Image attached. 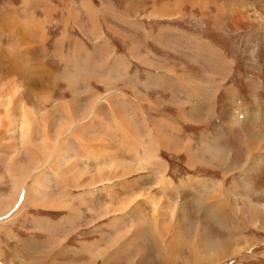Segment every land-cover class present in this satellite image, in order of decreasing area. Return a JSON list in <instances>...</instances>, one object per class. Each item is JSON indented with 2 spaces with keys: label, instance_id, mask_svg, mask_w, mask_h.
I'll list each match as a JSON object with an SVG mask.
<instances>
[{
  "label": "rangeland",
  "instance_id": "obj_1",
  "mask_svg": "<svg viewBox=\"0 0 264 264\" xmlns=\"http://www.w3.org/2000/svg\"><path fill=\"white\" fill-rule=\"evenodd\" d=\"M93 1L123 14L127 0ZM130 1L133 16L143 15L158 23L168 20L164 12H155L156 4H165L161 9L174 13L171 20L197 27V31L204 24L210 25L212 31L207 33L229 65L230 77L224 89L227 97L224 93L218 96L217 113L221 114L222 126L212 123L204 134L190 130L199 143L186 139L187 130L176 129L173 121H169L173 129H161L150 120L143 121L145 129H136L121 104L112 105L110 111L103 105L108 103L109 89L84 107L76 102L82 98L75 88L80 84L78 77L47 76V68L45 73L39 72V65L28 71L27 64H22L23 70H17L21 65L8 70L0 64V178L4 175L10 181L0 193V202L8 197L10 200L0 213V222L12 216L13 207L19 210L38 194L42 201V193L51 189L52 205L55 199L67 200L61 204L69 212L68 228L72 233L49 239L47 232L39 234L45 236L37 241L44 245L41 253L45 255L37 259L21 257L24 250L16 247L14 258L4 260L0 248V264H264V0H233L238 3H228L223 9L228 13L225 16L222 12L213 16V4L223 0ZM36 2L50 4L48 0H0V59L10 55V42H17L18 36L27 38L29 26H35L44 16ZM52 2L61 5L57 0ZM166 4L171 7L164 9ZM203 4L208 8L199 9L198 5ZM16 10L19 17L13 21L11 12ZM30 10L36 12L37 19L26 16ZM77 16L75 12L72 17ZM6 26L15 33L9 34ZM46 35L50 40L53 33L47 30L39 34L42 38L35 36L31 44L47 46ZM156 46L165 52L159 44ZM143 65L146 70L154 67L147 62ZM22 71L30 72V76H21ZM119 89L115 90L122 95ZM61 98L64 101L60 102ZM235 100L247 105L240 103L241 108H237ZM22 103L31 107L35 119L28 135H23L21 128L23 118L18 105ZM176 106L180 118L186 121L183 104L176 102ZM213 106L214 102L212 110ZM190 113L194 120L201 119L199 105H192ZM238 113H243L244 119ZM236 125L239 132L228 140ZM178 132L181 144L177 143ZM203 154L206 157L198 158ZM97 174L98 178H93ZM11 176L17 181L13 182ZM211 195L222 198L236 214L226 211L225 205L219 211L222 207L217 208L207 199ZM239 210L242 212L237 213ZM93 216H99V245L91 242L95 236L91 230ZM232 220L239 221L230 224L234 236L225 225ZM193 241L197 249L191 252L192 260L184 244ZM220 258L224 259L212 262Z\"/></svg>",
  "mask_w": 264,
  "mask_h": 264
},
{
  "label": "crops",
  "instance_id": "obj_2",
  "mask_svg": "<svg viewBox=\"0 0 264 264\" xmlns=\"http://www.w3.org/2000/svg\"><path fill=\"white\" fill-rule=\"evenodd\" d=\"M57 1L61 2V5H55L52 0H48L50 4L47 5L36 2V5L44 11H42L44 16L38 18V21L34 23L35 26H29L27 38L25 36L19 38L18 36L17 42H10L12 49L10 55H5L0 59V64L4 68L13 70L21 65L22 68L17 70H23L25 66L22 64H27L26 70L29 71L30 68H36L39 65V72L42 70L45 73L47 68V76L59 74L61 76H72L73 78L78 77L80 84L75 85V88L78 91L80 90L79 93L82 98L76 102L84 107L91 105L92 98L97 96L98 93L100 94L102 91L109 89L106 94L108 103L104 102L103 105L106 104L107 110L110 111L112 105L121 104L122 109L130 117L136 129H145L143 121L148 120L156 122V127L160 126L161 129H173L174 125L169 122L173 121L177 126L176 129L187 130L185 133L186 139H192L193 142L199 143V139L196 140L195 136H192L195 133L190 130L198 129L197 132L201 131L204 134L211 128L212 123L221 124L222 126L221 114L217 113L218 96L224 93L227 97L224 89L228 86L230 77L228 76L229 65L226 57L221 55L220 49L213 43L210 34L207 33L212 31L209 24L202 25L200 30L197 31V27L193 28L185 22L179 23L177 20H171L173 19L171 14L174 13L172 11L166 13L165 10L161 9V6L165 4L155 5V12L158 10V12H164L168 16V20L158 23L148 20L143 15L133 16L130 0L125 1L123 14L116 13L110 9L111 6L105 9L101 5L102 2L98 0L97 5L93 0ZM228 3L234 6L238 1L223 0L222 3L213 4L216 7L213 16L220 12L224 16L228 14L226 10L223 11V9L228 8ZM171 4H166L167 6H164V9L170 8ZM173 5L177 4L173 3ZM201 5H198L201 10L208 8L206 4ZM143 6L142 4L141 9H143ZM17 11L19 10L11 12L13 21L19 17ZM75 12L78 13L77 18L72 17ZM26 16L33 20L37 19L34 10L27 11ZM38 24L41 27H36ZM6 28H8L6 31L9 34L15 33V29L9 26H6ZM54 28L57 29L53 31ZM47 30L53 33L50 40L48 39L50 36L46 35L47 46L45 44L41 47H34L31 44L32 39L35 36L38 37L39 34H44ZM25 44L30 45L24 47ZM158 44L165 49V52L158 49L156 46ZM145 62L154 67L146 70L143 65ZM28 71H22L21 76H30ZM60 80L66 79L60 78ZM145 83H147L146 87L144 86ZM111 87L120 88L122 95L115 90L116 88L110 91ZM113 92L118 94L113 96L114 98L111 95ZM66 100L68 101L69 97ZM61 101L64 100L61 98ZM176 102L183 104L182 109L186 114V121L180 118ZM212 102L215 104L213 115L209 113L212 110ZM240 103L243 104V107L247 105L242 100H235L234 105L241 108ZM192 105H199L201 108V119L199 121L192 118L193 116L190 113ZM60 107L62 108L61 104ZM18 108H20L21 117L23 118L25 112L31 126H34L35 119L31 107L27 104H24V106L19 104ZM222 109H220V113H222ZM107 110L106 112H108ZM238 114L242 119L243 113ZM233 127L235 128L233 129ZM236 132H239L237 125L232 126V131L228 135L230 139H227H233ZM179 135L180 132H178V138H175H177V143L181 144L183 139L181 140ZM221 141L223 142V140ZM173 149L176 150L175 147ZM210 156L208 155V157ZM185 157V161H188L186 154ZM202 157L206 156L204 154L198 156V158ZM11 178L13 182L14 180L17 181L16 177L13 179L14 176H11ZM93 178H98V174ZM0 180L1 193L3 192V185H8L10 181L7 182L4 175H1ZM246 186L249 185L246 183ZM64 191L67 192L68 190ZM46 192L47 196L45 195ZM46 192L42 193L44 194L42 201L38 199V194L37 199H30V203L27 202L19 210H17V207H13L15 210L12 216H8L6 221L0 222V248L1 252L3 251L4 260L14 258L13 248L16 247L23 248L24 253L21 254L23 258L44 256L45 254L41 253L44 245L37 243V241L45 239V236H39L41 233L47 232V239L54 236L63 237L67 234L69 237L72 234L69 233L68 228L70 226L69 212L67 207L61 204L66 203L67 198H64L65 202L59 200L60 203L54 198L55 205H52L49 199L52 198L50 196L53 192L51 189ZM216 198V196L211 195L207 199L219 204L220 208L222 207L219 211L223 210V205L226 206V202L222 198ZM8 199L4 203L0 202V213L5 211L6 206L10 204ZM250 207L251 211L254 212V209H256L254 204H250ZM225 209L232 215L236 214L235 208L226 206ZM239 212H242V210L237 213ZM182 213L184 212L182 211ZM223 214L225 212L220 216H223ZM233 221L239 222L238 220H232L225 224L232 235L235 234L230 227ZM209 223L213 222L209 221ZM72 224H75V222H72ZM45 227H47V230ZM91 230L92 235L95 234L91 242H96V245H99V216L95 218L93 216ZM68 237H66V240H68ZM11 241L13 242L12 245L7 244ZM246 241L248 242V239ZM26 242H28L27 247L25 246ZM50 255L51 253L47 257Z\"/></svg>",
  "mask_w": 264,
  "mask_h": 264
},
{
  "label": "bare ground",
  "instance_id": "obj_3",
  "mask_svg": "<svg viewBox=\"0 0 264 264\" xmlns=\"http://www.w3.org/2000/svg\"><path fill=\"white\" fill-rule=\"evenodd\" d=\"M22 106H24V104H21ZM126 126L127 127H125L126 129L127 128H129L128 127V125L126 124ZM21 128H22V130H23V132H25V133H23V135H28L30 132H31V123H30V121L28 120V116H27V114L24 112L23 113V122H22V124H21ZM125 129V130H126ZM129 131V130H128ZM130 132V131H129ZM151 141V140H150ZM19 177H21V175H18ZM22 177H25V176H22ZM22 180H24L23 178H21ZM198 180V179H197ZM196 180V181H197ZM201 183V182H200ZM250 204H252V203H250ZM218 206H219V204H217V208H218ZM220 207V206H219ZM214 212V211H213ZM236 221H233L232 222V224H234ZM224 225V224H223ZM188 228V227H187ZM203 228V227H202ZM205 230V229H204ZM196 233V232H195ZM203 233V232H202ZM232 236H234V235H232ZM174 237V236H173ZM174 239V238H173ZM196 241V243L197 244H199L198 246H201V243H199L200 242V240L199 239H197V240H195ZM195 241H193V243L192 244H184L186 247H187V256H188V259H192V258H190V256H192L193 254L192 253H194L195 252V250L197 249V246L195 245ZM203 242L205 243V241L203 240ZM250 243V242H249ZM203 244V243H202ZM251 244V243H250ZM183 245V246H184ZM225 246H226V243L224 244ZM249 246V245H248ZM247 246V247H248ZM169 247V246H168ZM182 248V247H181ZM204 248H205V246H204ZM188 249L190 250V253H189V251H188ZM227 249H229V247L227 248ZM238 249V248H237ZM198 250H199V247H198ZM230 255H232V253H230V254H226V256H228V257H230ZM194 257V256H193ZM196 258V257H195ZM221 259H224V258H220V259H217V260H214V261H212V262H217V261H220ZM193 260V259H192ZM163 261V260H162ZM188 261V260H187ZM186 262V261H185ZM192 261H190V263H191ZM189 263V262H188ZM189 263V264H190Z\"/></svg>",
  "mask_w": 264,
  "mask_h": 264
},
{
  "label": "water",
  "instance_id": "obj_4",
  "mask_svg": "<svg viewBox=\"0 0 264 264\" xmlns=\"http://www.w3.org/2000/svg\"><path fill=\"white\" fill-rule=\"evenodd\" d=\"M14 208H15V207H14ZM14 208H13V209H14Z\"/></svg>",
  "mask_w": 264,
  "mask_h": 264
}]
</instances>
